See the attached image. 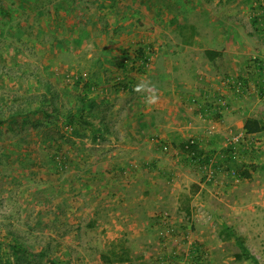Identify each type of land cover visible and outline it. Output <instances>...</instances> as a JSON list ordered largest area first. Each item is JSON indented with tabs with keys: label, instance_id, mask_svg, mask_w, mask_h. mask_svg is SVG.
<instances>
[{
	"label": "rangeland",
	"instance_id": "rangeland-1",
	"mask_svg": "<svg viewBox=\"0 0 264 264\" xmlns=\"http://www.w3.org/2000/svg\"><path fill=\"white\" fill-rule=\"evenodd\" d=\"M263 88L264 0H0V264H264Z\"/></svg>",
	"mask_w": 264,
	"mask_h": 264
},
{
	"label": "trees",
	"instance_id": "trees-1",
	"mask_svg": "<svg viewBox=\"0 0 264 264\" xmlns=\"http://www.w3.org/2000/svg\"><path fill=\"white\" fill-rule=\"evenodd\" d=\"M204 54H205V57L207 58V60H209L211 62L220 56L219 52L210 51V50H205ZM134 58L142 60L143 66L146 65L148 63V60H149L146 49H139L138 53H135ZM259 66L257 68L260 71L261 69H263V67L261 65H259ZM76 83L80 84V81L77 80ZM123 86L125 88H127V86H125V85H123ZM85 88L88 89V86H86ZM261 94L262 95L264 94V88H263V90H261ZM84 124H86L85 121H84ZM243 129L245 131V134H256V133H261L263 131V128L260 125L259 121L255 120V119H250V118L245 120ZM183 146H184L183 147L184 153L191 155L192 156L191 158H193L194 156L202 157V152L199 150L198 145L194 141H186ZM204 161H205V163H207L210 161V158L204 157ZM240 177L241 178H249L250 175L246 170H244L240 173ZM231 235L241 250V254L236 255V258L237 259H241V258L242 259L243 258L249 259L252 264H259L258 261L253 256H251L250 253L248 252V250L244 244L243 239L236 236L234 233H232ZM10 249H11V251H13V253H22V251H24L19 246V244H16V243L13 244L12 246H10Z\"/></svg>",
	"mask_w": 264,
	"mask_h": 264
},
{
	"label": "crops",
	"instance_id": "crops-1",
	"mask_svg": "<svg viewBox=\"0 0 264 264\" xmlns=\"http://www.w3.org/2000/svg\"><path fill=\"white\" fill-rule=\"evenodd\" d=\"M204 94H205V92H204ZM191 100L193 101V99H191ZM163 105H167V104L164 102ZM195 109L197 110V112L195 113V116H192V113H190V114H191V117L192 118H194L195 120H198L199 121L200 126L203 128V129L199 130V131L202 132L201 135L202 136H205L206 135L209 139H212V140H216L217 138H220L221 137V134L223 133V131H222V133L220 134L221 129H222V128H220L221 127V125H220V120L221 119L220 118L218 119V117L215 119V118L211 117V115H213V114H216L217 116L219 114L222 115L223 112H226V108H224V109L223 108H220V110L219 109L215 110L216 107H214V108L211 109V108L208 107V105H202V108L199 109V108L195 107ZM174 110H178V108L176 106L175 107H167V108L164 107L165 113H170L171 111H174ZM189 110H191V109H189ZM211 121H213V122H211ZM166 126H168V124L165 125V127ZM208 126H209V128H208ZM243 127L244 126L242 124L241 131H242V133L245 134V131H244ZM206 128H208V131L209 132L206 131ZM211 129H213V131ZM215 129H217V130L219 129V131H218L219 133H212V132H214ZM196 134L198 136H200L199 133H196ZM207 134H211V136H208ZM256 134H259V133H256ZM256 134H246V136H253V135H256ZM199 139L200 140H204L203 138H199ZM195 140L196 141H194V142L197 145H199L200 143H197L198 142V139H195ZM199 147L200 146H198V148ZM205 148L206 147H203L204 150H205Z\"/></svg>",
	"mask_w": 264,
	"mask_h": 264
},
{
	"label": "clouds",
	"instance_id": "clouds-1",
	"mask_svg": "<svg viewBox=\"0 0 264 264\" xmlns=\"http://www.w3.org/2000/svg\"><path fill=\"white\" fill-rule=\"evenodd\" d=\"M137 92H148L150 94L145 96V103L148 106L154 105L158 102V93L154 90V86L150 81H141L136 85Z\"/></svg>",
	"mask_w": 264,
	"mask_h": 264
},
{
	"label": "built area",
	"instance_id": "built-area-1",
	"mask_svg": "<svg viewBox=\"0 0 264 264\" xmlns=\"http://www.w3.org/2000/svg\"><path fill=\"white\" fill-rule=\"evenodd\" d=\"M212 165V164H211Z\"/></svg>",
	"mask_w": 264,
	"mask_h": 264
}]
</instances>
